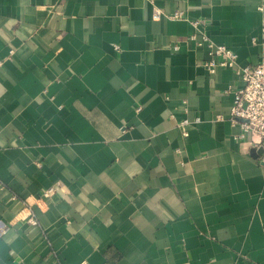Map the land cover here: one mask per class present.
I'll use <instances>...</instances> for the list:
<instances>
[{
  "label": "crops",
  "instance_id": "crops-1",
  "mask_svg": "<svg viewBox=\"0 0 264 264\" xmlns=\"http://www.w3.org/2000/svg\"><path fill=\"white\" fill-rule=\"evenodd\" d=\"M189 19L264 60V0H0V264H264V149Z\"/></svg>",
  "mask_w": 264,
  "mask_h": 264
},
{
  "label": "built area",
  "instance_id": "built-area-1",
  "mask_svg": "<svg viewBox=\"0 0 264 264\" xmlns=\"http://www.w3.org/2000/svg\"><path fill=\"white\" fill-rule=\"evenodd\" d=\"M162 17L170 19H188L184 10L176 9L172 13H165L159 9L153 12L154 19ZM190 20V19H189ZM195 28L189 39L198 47H205L208 58L202 62L205 68L213 73L220 67H228L235 71L241 80V85L236 88L229 86L226 91L232 90L233 102L230 109V122L239 127L236 138L247 140L252 146L264 149V60L256 65H241L238 54L226 45L212 40L198 20H190ZM196 117L194 121H199ZM189 120L181 121L183 138L187 139L185 125ZM1 185V182H0ZM55 191L51 186L43 192V197H49ZM30 221L36 223L31 217Z\"/></svg>",
  "mask_w": 264,
  "mask_h": 264
}]
</instances>
